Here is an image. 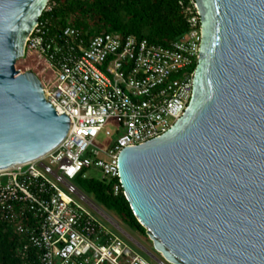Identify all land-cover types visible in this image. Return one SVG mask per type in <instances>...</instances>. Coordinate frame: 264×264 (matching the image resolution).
Masks as SVG:
<instances>
[{
	"label": "water",
	"instance_id": "95a60500",
	"mask_svg": "<svg viewBox=\"0 0 264 264\" xmlns=\"http://www.w3.org/2000/svg\"><path fill=\"white\" fill-rule=\"evenodd\" d=\"M50 0H0V171L54 150L71 119L16 67ZM202 40L188 108L125 147L123 193L172 264H264V0H195Z\"/></svg>",
	"mask_w": 264,
	"mask_h": 264
},
{
	"label": "built area",
	"instance_id": "2783aa9c",
	"mask_svg": "<svg viewBox=\"0 0 264 264\" xmlns=\"http://www.w3.org/2000/svg\"><path fill=\"white\" fill-rule=\"evenodd\" d=\"M180 5L189 30L169 46L111 32L85 39L78 28L56 29L42 17L28 37L25 57L43 63L39 78L47 101L71 121L50 153L0 171V222L20 237L21 264H172L135 251L78 180L100 169L101 180L114 182L113 193L120 195L122 150L165 134L188 108L201 16L195 0ZM54 6L50 0L44 12ZM102 132L110 138L107 149L94 143Z\"/></svg>",
	"mask_w": 264,
	"mask_h": 264
},
{
	"label": "trees",
	"instance_id": "16d2710c",
	"mask_svg": "<svg viewBox=\"0 0 264 264\" xmlns=\"http://www.w3.org/2000/svg\"><path fill=\"white\" fill-rule=\"evenodd\" d=\"M54 1V8L51 12H44L42 19H51L56 29L74 26L85 39L111 32L169 46L189 30L180 0ZM78 182L82 190L113 211L127 226L146 233L125 195H114V182L96 179H79ZM20 245V237L0 222V264H21L17 257Z\"/></svg>",
	"mask_w": 264,
	"mask_h": 264
},
{
	"label": "rangeland",
	"instance_id": "374dc122",
	"mask_svg": "<svg viewBox=\"0 0 264 264\" xmlns=\"http://www.w3.org/2000/svg\"><path fill=\"white\" fill-rule=\"evenodd\" d=\"M16 67L23 72L34 71L40 77L45 76L43 63L40 61L38 57L34 55L18 59L16 62ZM107 129L114 132L115 127L112 123H110L108 124ZM94 143L95 146L98 148L107 149L108 146L110 145V138L107 137L104 132H102ZM87 175L88 177L94 179H103L104 176L103 172L97 168L88 169ZM88 195L106 214H108L111 218H113L115 221L118 222L120 228L123 230L122 236L124 237V240L127 243H129L135 251L141 253L142 255L150 259L151 257L149 256L148 252L152 253L159 259L163 258L161 254L157 252V250L154 248L151 240L149 239L146 233L144 234L136 229L127 226L120 218H118L115 215L113 211L109 210L104 205L99 203L92 195L90 194ZM106 223L111 227V225L108 222ZM134 241L138 243L137 247Z\"/></svg>",
	"mask_w": 264,
	"mask_h": 264
},
{
	"label": "crops",
	"instance_id": "0c3cea01",
	"mask_svg": "<svg viewBox=\"0 0 264 264\" xmlns=\"http://www.w3.org/2000/svg\"><path fill=\"white\" fill-rule=\"evenodd\" d=\"M89 179H94V178H89ZM86 180V179H85ZM96 180H100V181H103V180H101V179H96Z\"/></svg>",
	"mask_w": 264,
	"mask_h": 264
}]
</instances>
